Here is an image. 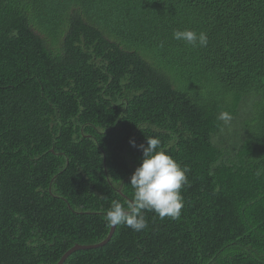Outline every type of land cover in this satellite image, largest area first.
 I'll return each instance as SVG.
<instances>
[{
	"label": "trees",
	"instance_id": "trees-1",
	"mask_svg": "<svg viewBox=\"0 0 264 264\" xmlns=\"http://www.w3.org/2000/svg\"><path fill=\"white\" fill-rule=\"evenodd\" d=\"M149 137L189 170L179 219L63 264H264V0H0V264L103 242Z\"/></svg>",
	"mask_w": 264,
	"mask_h": 264
},
{
	"label": "clouds",
	"instance_id": "clouds-1",
	"mask_svg": "<svg viewBox=\"0 0 264 264\" xmlns=\"http://www.w3.org/2000/svg\"><path fill=\"white\" fill-rule=\"evenodd\" d=\"M173 39L192 47H206L208 43L205 33L191 29L175 30ZM218 119L227 125L232 116L228 112H221ZM129 143L142 153L139 166L129 177L133 197L126 204L112 201L104 216L106 223L111 227L123 225L139 232L147 227L144 215L147 211L154 212L161 219H179L184 205L181 190L188 184V168L181 167L168 155L157 137H149L146 143L139 145L134 140Z\"/></svg>",
	"mask_w": 264,
	"mask_h": 264
},
{
	"label": "water",
	"instance_id": "water-1",
	"mask_svg": "<svg viewBox=\"0 0 264 264\" xmlns=\"http://www.w3.org/2000/svg\"><path fill=\"white\" fill-rule=\"evenodd\" d=\"M114 228H115V226H113V227L110 226V232H109L107 238H106L103 242H101V243H99V244L91 245V246H80V245H74L71 249H69L67 252H65V253L63 254V256L60 258V260L57 262V264H63L64 261H65V260H66V259L72 254V253H74V252H76V251H82V250L85 251V250H90V249H95V248L102 247L103 245H105V244L108 242V240H109L110 237L112 236L113 231H114Z\"/></svg>",
	"mask_w": 264,
	"mask_h": 264
}]
</instances>
